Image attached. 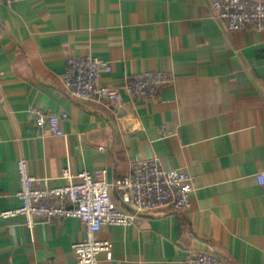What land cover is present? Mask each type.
<instances>
[{
	"label": "crops",
	"instance_id": "0c3cea01",
	"mask_svg": "<svg viewBox=\"0 0 264 264\" xmlns=\"http://www.w3.org/2000/svg\"><path fill=\"white\" fill-rule=\"evenodd\" d=\"M214 1L0 0V213L21 205L20 158L37 188H57L67 168L113 184L135 157L156 156L189 175L190 207L104 226L98 238L114 245L99 264H184L210 248L227 264H264V34L228 30ZM90 55L110 62L107 85L148 71L174 81L122 108L79 101L63 85L66 62ZM33 107L67 112L64 136L39 128ZM26 221L0 217V264H79L82 220L33 231Z\"/></svg>",
	"mask_w": 264,
	"mask_h": 264
},
{
	"label": "built area",
	"instance_id": "2783aa9c",
	"mask_svg": "<svg viewBox=\"0 0 264 264\" xmlns=\"http://www.w3.org/2000/svg\"><path fill=\"white\" fill-rule=\"evenodd\" d=\"M12 3L15 0H1ZM216 16L230 31L256 30L264 34V0H216ZM112 72V66L102 56H69L63 85L73 99L107 101L122 108L125 96L132 99L158 100L161 90L174 79L165 72L148 71L129 76L123 85L103 83L102 73ZM39 128L56 136H64V122L69 118L65 111L46 112L39 107L30 110ZM165 133H169L165 128ZM20 190L17 197L21 205L0 213L2 218L26 217V225L33 231L38 220L52 223L67 218H79L85 224V240L73 244L79 264H99L103 252H110L113 243L101 240L98 234L106 225L131 226L143 217L173 206L184 212L191 205L189 175L178 168L168 169L159 157H135L127 176L113 184L98 179L88 170L75 175L69 168L62 178L68 184L57 188H37L26 158L17 161ZM264 186V171L257 174ZM116 188L131 210L122 209L113 197ZM2 194L0 193V198ZM184 264H227L214 248L192 253Z\"/></svg>",
	"mask_w": 264,
	"mask_h": 264
}]
</instances>
